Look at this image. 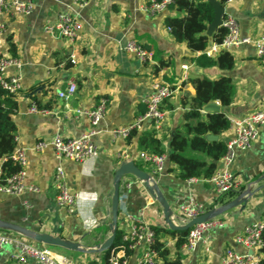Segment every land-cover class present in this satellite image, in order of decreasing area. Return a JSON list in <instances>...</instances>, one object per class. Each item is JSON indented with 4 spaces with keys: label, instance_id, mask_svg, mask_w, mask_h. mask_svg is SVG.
<instances>
[{
    "label": "crops",
    "instance_id": "obj_1",
    "mask_svg": "<svg viewBox=\"0 0 264 264\" xmlns=\"http://www.w3.org/2000/svg\"><path fill=\"white\" fill-rule=\"evenodd\" d=\"M22 1L33 3L34 11L27 16L4 17L7 28L4 54L19 59L22 64L19 69L9 70L10 74L21 75L23 85L16 95L18 111L13 116L17 127L16 149L27 154L26 182L40 191L19 196L0 194L1 222L37 234L60 237L80 244L84 249L95 248L112 235L110 193L116 171L128 162H134L155 178L170 204L172 222L177 226L189 222L180 214L179 206L190 197L204 204L207 212L233 201L236 192L244 191L219 196L206 180L198 179L194 183L181 180L173 172L175 167L167 155L162 170L153 175L152 168L139 158L144 151L139 146V137L128 139L113 131L130 129L144 114L141 111L155 80L175 89L174 95L163 105L165 121L161 132H156L167 150L175 130L182 128L184 117L191 110L189 101L195 96L193 79L205 76L217 80L228 76L233 80L232 104L226 109L220 105V111L228 120L264 110V64L258 60L253 44H243L230 51L235 60L231 71L216 67L202 69L192 61L199 54L192 53L186 43L177 42L165 26L166 17L177 16L176 12L168 9L163 14L148 16L140 10L150 0H87L84 8L74 6L72 0ZM224 8L223 18L230 15L236 20L242 38L256 39L264 35V0H234L226 3ZM64 14H71L82 23V30L73 42L55 38L45 31L46 26L56 24L59 16ZM131 41L152 52V61L142 62L127 52L126 45ZM73 55L76 64L70 61ZM184 65L189 67L185 81ZM159 67L161 69L157 71ZM72 81L78 86L76 94L69 100L60 99L58 93L66 91ZM101 99L108 100V106L104 120L95 128L97 133L92 137L98 149L96 158L84 162L59 159L51 145L41 152L33 150L38 143L50 142L56 136L74 139L89 134L93 129L90 120L78 115L77 111L91 110ZM32 105L40 111L31 113ZM201 113L205 117L215 112L203 109ZM151 130H154L152 125L146 123L139 133ZM231 138L229 128L217 140L226 145ZM192 155L204 159L201 155ZM217 165V171L223 169L221 160ZM58 167L65 170L67 186L78 195L73 212L56 203V190L52 184ZM230 171L243 182L244 188L250 187L255 192L254 196L245 208H233L219 217L225 226L210 234L207 246L200 244L192 251L181 248V264H222L221 256L226 249L239 254L252 253L264 261V250L247 251L235 242L236 236L264 217V126L251 149L237 154ZM128 185L130 188L127 189ZM132 219L140 225L167 227L159 203L142 182L127 176L121 185L117 229L125 235ZM0 234L47 249L59 260L62 257L68 259L70 264L102 263L104 253L90 255L46 246L7 228H0ZM162 241L170 251V260H175L178 257L177 239L168 234ZM17 254L15 247H6L0 254V264H42L35 259L23 262ZM139 256L133 253L126 258L127 264H135Z\"/></svg>",
    "mask_w": 264,
    "mask_h": 264
},
{
    "label": "built area",
    "instance_id": "obj_2",
    "mask_svg": "<svg viewBox=\"0 0 264 264\" xmlns=\"http://www.w3.org/2000/svg\"><path fill=\"white\" fill-rule=\"evenodd\" d=\"M234 0H227V4ZM73 5L79 8L86 6L87 0H72ZM173 0H150V2L140 8L148 16L163 14L168 10ZM34 11V5L28 1L22 0H0V84L11 95H17L23 89L22 77L20 74H10L9 70L21 67V61L14 57H8L4 54L6 46L7 28L4 23V17L7 15L27 16ZM222 27L227 30V36L221 44H212L207 50L206 55L209 57L219 54L221 51H231L243 44H253L256 49L258 60L264 64V35L256 38H242L239 26L236 20L227 15L223 18ZM82 30L81 21L71 15H60L56 24L48 25L45 28L46 33L55 38H65L71 42L75 41ZM126 51L135 56L142 62L152 61V52L143 46L131 41L126 45ZM72 64H76V57L73 55L70 59ZM185 74L183 81L188 79L187 65L182 66ZM78 90L77 84L72 81L68 84L66 91H60V99L69 100ZM175 89L169 84L155 80L151 86V92L145 100L147 111L139 116L134 125L128 130H115L114 134L128 137L132 130H143L146 123L152 125L153 129L160 133L165 121V113L162 107L166 100L171 98ZM216 103H219L218 101ZM108 106V100L101 99L99 103L91 110H78V115L86 116L92 125V131L80 138L65 139L61 136L54 137L50 142H40L34 147L35 152L43 151L47 145H51L56 156L59 159H65L74 162H84L98 156V149L92 142V137L97 133L95 128L104 120ZM36 105L30 108L31 113L39 112ZM231 140L226 144V154L221 159L223 169L206 180L209 182L214 191L219 195H224L233 191L245 190L243 182L233 176L230 171L237 154L246 152L251 149L253 143L257 140L260 128L264 126V110L258 111L240 119H230ZM139 158L152 168L153 175H157L167 161L166 155H155L140 153ZM11 159L17 163L21 170L9 177L4 178V172L0 165V194L9 196H19L24 193H38L40 189L26 182V166L28 163L27 154L22 149H16ZM198 179H189V183H194ZM52 187L56 190V203L68 209L70 212L75 210L78 195L72 192L66 183V173L62 167H58ZM130 185L127 186V189ZM251 190V188H247ZM204 204L198 202L196 198L190 197L186 202L179 206L180 214L187 220L202 215L206 212ZM225 222L219 217L207 222L193 226L182 246L183 251L195 250L200 244L208 245L210 234L217 229L224 228ZM264 217L261 221L249 226L245 232L235 237L237 245L247 251L253 252L264 248ZM123 241L129 244V249L133 253L140 254L135 264H158L160 262L158 253L154 250L156 235L151 226L140 225L131 220V224L123 237ZM6 247H15L18 251L17 258L23 262L28 259H35L42 264H70V261L62 257V260L56 258L51 251L40 249L36 246L22 240L14 239L0 234V254ZM207 251L209 248L207 247ZM121 260L122 263L120 262ZM222 264H261V260L252 253L239 254L233 249H226L221 256ZM110 264H127L125 250L122 248L112 254Z\"/></svg>",
    "mask_w": 264,
    "mask_h": 264
},
{
    "label": "trees",
    "instance_id": "obj_3",
    "mask_svg": "<svg viewBox=\"0 0 264 264\" xmlns=\"http://www.w3.org/2000/svg\"><path fill=\"white\" fill-rule=\"evenodd\" d=\"M218 1L223 7L227 3V0ZM168 9L178 15L166 17L165 26L177 42L186 43L192 53L199 54L192 59L196 66L202 69L216 67L221 71H231L235 67L234 57L229 51H221L216 58L208 57L205 53L211 44H221L227 36V30L222 26L217 28L211 36L206 34L214 19V9L209 0H173ZM12 49H14L13 45ZM160 64L163 65V62ZM160 69L161 67L157 68V71ZM192 85L195 89V96L189 101L191 110L185 115L182 128L175 130L170 140L169 150L157 138L155 130L145 133L132 130L127 138L138 136L139 146L144 153L167 155L170 163L175 167L173 172L181 180H208L216 174L217 163L226 154V145L220 140L210 141L208 136L221 137L230 128V123L223 111L208 113L205 117L201 111L208 104L217 101L222 109L228 108L232 104L235 87L233 80L228 76H221L217 80L202 76L193 79ZM33 100L41 108L37 99L33 97ZM170 108L171 106L168 107ZM164 109L165 107L162 109L163 112ZM145 110L147 111L146 105L141 112L145 114ZM17 111L16 96L11 95L0 84V165L4 178L21 170L20 166L11 159L17 148V127L13 121V116ZM192 154L201 155L204 159H199ZM139 167L143 168V165L140 164ZM151 228L156 235L154 250L158 253L160 262L181 264L179 251L186 241L189 230L172 232L168 227L151 226ZM168 234L177 239L175 248L178 250V257L173 261L169 258V249L162 241ZM123 235L124 232L117 229L113 247L103 254L101 264H110L112 254L122 248L125 250L126 258L133 254L129 249V244L123 241ZM88 264H97V262ZM261 264H264V261L261 260Z\"/></svg>",
    "mask_w": 264,
    "mask_h": 264
},
{
    "label": "water",
    "instance_id": "obj_4",
    "mask_svg": "<svg viewBox=\"0 0 264 264\" xmlns=\"http://www.w3.org/2000/svg\"><path fill=\"white\" fill-rule=\"evenodd\" d=\"M209 2L212 4L213 9H214V19L212 23L209 25V28L207 31V34L211 36L217 28L222 26V19L225 14V8L221 6L217 0H209ZM204 110L206 112H219L220 104L216 102L210 103L204 107ZM217 139H218L217 136H214V135L208 136V140L210 141H216ZM127 176H134L140 182L143 183L144 187L146 188L150 196L153 199H155L159 203V205L162 207L165 224L168 227V229H170L172 232L188 231L193 226L207 222L211 219L220 217L222 214H224L225 212L233 208L241 207V206L242 208H245V206L248 204L249 199L253 197L255 194L254 191L249 190V189H246L241 192H236V198L233 201L227 204H224L218 208H213L203 213L202 215L194 218L193 220H190L186 225L177 226L172 222V210L170 208V204L166 200V197L161 191L155 178L149 175L148 173L142 171L141 169H139L138 166H136L134 162H128V163L121 164L120 168L116 171L115 176H114L113 190L110 193V196L112 198V204H111V210L109 213L111 215L110 228L111 230H113V232H112V235L103 244L97 245L95 246V248L84 249L80 246V244L65 241L61 239L60 237H53L48 234H37L34 232L27 231L24 228L6 224L1 221H0V228H7V229L15 230L23 234L25 237L30 238L46 246L61 247L67 250L84 252L90 255L105 253L113 247V244L115 241L116 231H117V226H118L121 185H122V180Z\"/></svg>",
    "mask_w": 264,
    "mask_h": 264
}]
</instances>
